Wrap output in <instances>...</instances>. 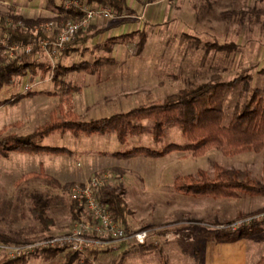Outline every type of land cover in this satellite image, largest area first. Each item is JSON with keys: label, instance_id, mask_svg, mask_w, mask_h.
<instances>
[{"label": "rangeland", "instance_id": "374dc122", "mask_svg": "<svg viewBox=\"0 0 264 264\" xmlns=\"http://www.w3.org/2000/svg\"><path fill=\"white\" fill-rule=\"evenodd\" d=\"M53 1L56 7H61L64 2ZM88 5L97 7L95 3ZM126 5L129 10L121 15L113 12L110 18L92 20L88 28L92 30L130 22L127 25L71 45L61 54L48 56L37 52L27 57L32 63L50 67L56 63L69 67L84 61L100 62L90 74L73 72L65 77L66 81L79 89L78 93L72 94L71 103L79 120L106 118L139 106L160 103L166 96L204 83L215 74L222 81L247 75L251 78L249 88L264 91V0H154L144 6L136 0H126ZM12 13L32 19L57 15V12L47 10L44 0H0V17L11 20L9 16ZM61 25L53 22L46 26V37H52L53 31ZM134 31L145 35L141 50L137 47L138 35L128 41H109L111 37ZM5 35L0 31L1 38ZM213 43L232 44L235 48L230 52L206 48V44ZM15 84L17 88L18 84L21 85L23 92L36 93V96L20 106L0 105V132L3 136L27 135L57 111L56 96L61 92L53 88L49 73L43 75L37 68L34 75L27 74L15 79ZM46 92L54 94L50 96ZM13 94L15 85L3 87L0 90V103ZM247 96L245 86L229 92L224 104L226 123L234 105ZM142 124L143 133L128 137L125 143H119L114 134L106 138L92 136L81 139L73 138L70 134H53L45 138L41 145L65 148L71 151L70 154L31 156L33 158L28 161L21 156L0 157V235L10 240L9 243L23 244L65 232L71 227V201L66 190L57 188L49 181L24 180L19 183L24 174L37 170L39 164L47 170L51 179L58 182L62 176L74 170L85 171L89 175L106 161L114 162L123 169L122 174L110 170L102 173L110 175L109 186L123 190L121 198L127 214L124 221L117 220L127 229L147 228L154 229V233H163L167 231L166 224L150 227L147 224L171 218L176 220L184 214L183 218L190 220L189 227L207 229L220 235L215 228L218 225L264 209L221 222L238 211L259 206L264 202V197L241 195L236 200H213L184 196L172 188L176 177L194 174L197 170L211 173L215 164L225 169L240 170L248 178L261 180L259 174L264 151L224 156L217 150H210L197 158L192 157L190 152H172L163 158H112L108 155L113 151L125 153L136 147L160 151L170 144H186L177 126L165 127L163 138L156 143L152 140L151 124L147 121ZM33 194L41 195L45 203V214L51 219L48 230L43 229L31 215ZM170 210L169 217H166ZM184 210L187 212L183 213ZM213 215L215 219L206 220ZM164 237L158 244H127L116 251L88 256L77 254L73 264H189V245L181 247L178 243L170 244ZM170 246L180 250L177 256L175 252H168ZM66 253L47 255L45 258L33 257L35 254H32L25 257V263L18 264H63ZM4 262V259H0V264Z\"/></svg>", "mask_w": 264, "mask_h": 264}, {"label": "trees", "instance_id": "16d2710c", "mask_svg": "<svg viewBox=\"0 0 264 264\" xmlns=\"http://www.w3.org/2000/svg\"><path fill=\"white\" fill-rule=\"evenodd\" d=\"M48 6H53V0H44ZM87 4L108 5L116 15H121L123 11L129 10L126 0H85ZM144 6L153 0H136ZM57 15L52 18H23L18 14H11L9 19L13 22H20L21 27L15 29L7 28L5 19L0 17V31L6 34L10 43H25L29 38L43 36L38 30L33 31L34 26L45 23L56 22L65 23L73 20L78 14L71 11L64 12L62 7H58ZM104 32V29L91 31H78L75 34L72 45L85 42ZM139 36L137 47L142 49L145 42L143 32H131L116 38L109 39L110 42L117 40H132ZM207 49L215 51H232L235 46L232 44H206ZM100 65L99 61L80 62L69 67H64L56 63L52 67L44 64H34L27 59L25 53L16 56L10 63L6 64L1 56L0 46V89L10 86L15 77H23L27 74L34 75L37 68L42 74L49 73L50 80L54 88L60 90L58 95L57 111L52 112L47 122L34 129L30 134L19 136L15 134L3 136L0 132V157L6 158L9 153L26 154H49L67 155L70 152L65 148L42 146V140L50 135L70 134L72 137H89L93 135L104 136L114 134L119 143H125L130 136H139L143 133L144 125L147 121L151 124L150 132L152 140L158 143L164 136V128L177 126L186 144H170L160 151H155L146 147H136L125 153H114L118 158H130L143 156L146 158H162L172 152H190L192 157H201L210 150H217L224 156H235L247 152L255 154L264 151V91L258 88H249L251 78L247 75H239L229 81H222L219 75H212L206 82L196 86L184 88L166 96L160 103L148 106H139L125 113L114 114L107 118L90 121H81L78 115L71 109L72 93L76 91L65 77L72 72L92 73ZM239 86H245L248 96L240 103H236L231 111L228 122H225L226 109L224 107L226 98L232 90ZM53 95L54 93H47ZM32 92L14 95L3 104L14 105ZM110 172L117 173L116 169ZM261 180L248 178L240 170L225 169L217 164L213 165L211 173L204 170H197L194 174L178 176L173 181V190L179 194L191 196L193 198L211 199H235L241 195L251 197H264V154H262ZM42 179L49 181L57 188L68 191L70 185L61 186L57 181L44 175L43 173H29L20 181ZM121 187H111L109 185L101 188L98 192L99 201L105 204L112 216L117 220L124 221L127 214L125 204L121 198ZM31 215L43 227L48 230L51 219L45 214V203L41 195L33 194L31 197ZM71 217L78 219L81 207L75 203L70 204ZM264 229V222L254 223L251 226L242 228L236 233H224L217 236L219 240L232 237L246 238L260 233ZM0 242L9 243L6 237L0 235ZM64 252L62 249L44 250L33 257H43L47 255ZM77 254L67 252L63 264H73ZM25 257L16 260H5V264L25 263ZM165 264V263H162ZM256 264H264V256Z\"/></svg>", "mask_w": 264, "mask_h": 264}, {"label": "built area", "instance_id": "2783aa9c", "mask_svg": "<svg viewBox=\"0 0 264 264\" xmlns=\"http://www.w3.org/2000/svg\"><path fill=\"white\" fill-rule=\"evenodd\" d=\"M63 1L61 7L64 12L71 11L72 14L78 15L56 28L52 37H46L44 28L53 22L34 26V33L40 30L43 36L29 38L23 44L10 43L7 35L0 37L1 56L6 64L21 53H25L27 57L37 52L48 56L61 54L71 47L75 34L87 29L92 20L107 19L113 14L108 5L90 7L85 0ZM5 25L10 29L22 26L20 22L12 20H5ZM109 179L108 173H100L84 183L71 185L67 191L68 197L71 202L81 207L78 219L73 220L71 227L65 232L46 235L23 244L0 242V259L16 260L51 249H62L65 252L88 256L116 251L127 244H145L155 232L154 229H127L112 216L108 207L99 201L98 192L108 185ZM261 222H264V209L215 228L221 234L236 233L242 228Z\"/></svg>", "mask_w": 264, "mask_h": 264}, {"label": "crops", "instance_id": "0c3cea01", "mask_svg": "<svg viewBox=\"0 0 264 264\" xmlns=\"http://www.w3.org/2000/svg\"><path fill=\"white\" fill-rule=\"evenodd\" d=\"M28 1H30V0H28ZM46 8L49 12H57L56 9L58 7H56L55 3L51 7L48 6L46 3ZM23 18H25V17H23ZM30 19H32V18H30ZM127 23H130V22L127 21V22H121L120 24L119 23L111 24V25H108L107 27L92 29L91 31L104 29V32L101 33L100 35H98V36H101L105 33H108L109 31H112L116 28L121 27L122 25H125V24L127 25ZM126 34H128V33H126ZM122 35H125V34H120L116 37H119ZM98 36H95L93 38H96ZM116 37H111L110 39L116 38ZM93 38H91V39H93ZM23 77H15L14 78L13 83L10 86L15 85V94L10 96V98L3 100L0 103V105L9 106V107H16V106H20L21 104L26 102L28 99H31L32 97L36 96V93H32V95L22 98L21 100H19L14 105L3 104L4 101L11 99L14 95L25 94V92H23L21 89V85L18 84V88H17V84H15V79L18 80V78H23ZM64 80L66 81V79H64ZM66 82H68V81H66ZM68 83H70V82H68ZM71 86L73 87L72 84H71ZM4 87H6V86H4ZM75 89H76L75 92L78 93L79 89H77V88H75ZM47 93L48 92H46V94ZM56 97L58 100V95ZM71 103H72V97H71ZM71 109H72V104H71ZM48 119H49V117H48ZM47 120L45 122H47ZM44 123H42L41 125H43ZM13 125H18V123H14ZM108 135H111V134H108ZM108 135H104V136L93 135V136H98V138H106ZM89 137H92V136H89ZM89 137L81 136L78 138L81 139V138H89ZM73 138H75V137H73ZM115 139H116V136H115ZM42 142H43V140L41 141V143ZM69 152L71 153V151H69ZM114 153H118V152H114V151L109 152L108 155L111 156L112 158H118L116 156H113ZM38 155H49V154H26V153L11 152V153H9V155L7 157L21 156V157H24V159L26 161H28L31 158H33L31 156H38ZM108 155H106V156H108ZM50 156H64V155H50ZM106 156H104V157H106ZM6 158H3V159H6ZM78 165H76V167ZM110 169H116L119 173H121V174L123 173V169L116 166L114 164V162H110V161L107 162L106 161L104 165H100V166L95 167L92 170V172L90 173L91 176H90V174L89 175L85 174V171L74 170L71 174L62 176L61 180H58V183L61 186L70 185L73 183H84L90 177H92L96 174L102 173L104 171H107V170L109 171ZM40 172L43 173L44 175L48 176V177H51L47 174V170H45V168L42 166V164H39V167L37 170L28 171V173L24 174L22 176V178L29 173H37L38 174ZM259 176L262 177V173H261V175L259 174ZM22 178H20V179H22ZM36 180L42 181V179H36ZM172 188H173V184H172ZM184 196H186V195H184ZM242 196H244V195H242ZM239 198L240 197L235 198V199H230V200H236ZM213 200H215V199H213ZM217 200H220V199H217ZM262 208H264V202H262L259 206L253 207L252 209H248L246 211H238V212L234 213L232 216H230L228 218H224L223 220H221V222L230 221V220L238 217L239 215H241L243 213L259 210ZM186 212L187 211H185V210L183 211V213H186ZM170 213H171V210L168 213H166V217H169ZM183 215L184 214H182V216L176 220H172V218H171V219H167V220H162L161 222L157 221V222H153V223L151 222V223L147 224V225H149L147 227H150V226L156 225V224H160V225L166 224L167 226L165 228H167V231L166 232L164 231L163 233H161V232L153 233L145 244L150 243V242H156V244H158L159 242H161L162 238L165 236L164 238L169 240L168 243H170V244L178 243L181 245V247L183 245H189V247H188L189 251H190V254L188 255L190 257L189 258V264H256L261 259V257L264 256V229H262V231L260 233L253 235V236H250V237H246V238L232 237L229 239L219 240L216 238L217 236H219L218 233H214L213 231H210L207 229L189 227V221L190 220L184 219ZM215 218H216V216L213 215V216L206 218V220L215 219ZM168 252H171V253L175 252V254L177 256L179 254L180 250L177 248H173V246H170V249Z\"/></svg>", "mask_w": 264, "mask_h": 264}]
</instances>
